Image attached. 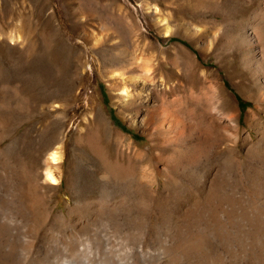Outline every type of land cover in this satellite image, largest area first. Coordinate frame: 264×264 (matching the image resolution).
I'll list each match as a JSON object with an SVG mask.
<instances>
[{"label":"rangeland","instance_id":"obj_1","mask_svg":"<svg viewBox=\"0 0 264 264\" xmlns=\"http://www.w3.org/2000/svg\"><path fill=\"white\" fill-rule=\"evenodd\" d=\"M263 59L264 0H0V264H264Z\"/></svg>","mask_w":264,"mask_h":264},{"label":"bare ground","instance_id":"obj_2","mask_svg":"<svg viewBox=\"0 0 264 264\" xmlns=\"http://www.w3.org/2000/svg\"><path fill=\"white\" fill-rule=\"evenodd\" d=\"M126 26V25H125ZM112 27H113V29H115L116 30V33H117V31L118 32H125V31H123L124 30V28H126V27H124L123 25H122V23L120 22V21H118V20H116V21H113L112 22ZM165 36H172V35H178V32L176 31V30H174L173 28H172V26H170L169 25V23L166 25V28H165ZM116 33H115V35H116ZM99 36V35H98ZM112 37H115L114 36V33H111V34H107V36H105L104 37V39L103 40H101V39H99V38H95L96 39V41H97V44H95V48L93 49L94 50V52L99 56V58L101 59V61H102V63L103 64H105V65H110V66H116V65H120V64H122V62H123V57L122 58H119V57H117L116 56V52H118V51H122L123 49H125V48H127L128 47V45H127V43H122V42H120V43H118L117 45H115V47H108L106 44H107V41L110 39V38H112ZM125 38V37H124ZM126 42V41H125ZM153 44V43H152ZM154 45V44H153ZM155 46V45H154ZM124 51V50H123ZM121 54V53H120ZM261 56H263V55H261ZM263 58V57H262ZM264 60V59H263ZM257 61V60H256ZM261 62V61H260ZM259 62V63H260ZM255 64V63H254ZM257 65V64H256ZM261 66V65H260ZM147 67V66H146ZM260 68V72H261V74H262V76H263V80L261 81V82H263V84H262V86H261V91H262V94H261V96L262 97H264V67H259ZM256 71V70H255ZM145 72H146V74H147V77H146V80L145 81H143L144 83H143V85L141 86L142 87V89H143V91H148V88H149V86H150V84H152V80H151V78H150V76H149V72H148V69H146L145 70ZM123 74V73H122ZM145 74V75H146ZM149 77V78H148ZM109 85V87H110V89L115 93V94H117V98H118V100L121 102L120 104H122L121 105V109L124 111V112H126V111H128L129 109H130V107H131V105L133 104V102H136L137 100H139V99H141V93H143V92H139L138 91V89H136L138 86H133L132 84L130 85H127L126 83L124 84L123 83V85H119L118 84V82H111V83H109L108 84ZM151 90L153 91L154 89H153V87L151 88ZM257 107V106H256ZM260 107V106H259ZM167 111V110H166ZM154 112V111H153ZM159 112V111H158ZM259 112V111H258ZM160 113V112H159ZM151 114H153V113H151ZM132 116V115H131ZM157 116V115H156ZM158 116H160V114L158 115ZM157 116V117H158ZM133 117V116H132ZM152 117L153 116H151V115H148L147 117H146V119H145V122H146V124H149L151 121H152ZM163 117V116H162ZM165 117V116H164ZM163 117V118H164ZM167 117V116H166ZM160 118V117H159ZM169 118V117H168ZM168 118H166V119H168ZM171 118H173V117H171ZM170 118V119H171ZM177 118V117H176ZM134 120H135V117H134ZM161 120V119H160ZM173 120H174V118H173ZM176 120V119H175ZM158 121V120H157ZM164 122V121H163ZM171 122V121H170ZM155 123V122H154ZM166 123V122H165ZM168 123V122H167ZM173 123V122H172ZM171 124V123H170ZM154 125V124H153ZM173 125V124H172ZM171 126V125H170ZM178 127V126H177ZM174 128V127H173ZM176 130V129H175ZM162 131V130H161ZM176 134V133H175ZM178 134V133H177ZM95 135H98V133L97 134H95ZM107 135V134H106ZM190 135V134H189ZM186 136H187V134H186ZM111 139H113V141L115 140V141H129V138L128 137H126V135H124L123 133H121V132H118V131H115V132H113V135H110L109 136ZM187 137H190V136H187ZM174 138V137H173ZM90 139L91 140H93V141H97V137L95 138V136H90ZM89 139V140H90ZM108 139V138H107ZM172 140V139H171ZM188 140V139H187ZM190 140V139H189ZM131 142V141H130ZM190 142V141H189ZM123 143V142H122ZM177 143V142H176ZM178 144V143H177ZM189 145V144H188ZM91 146L93 147V149H94V152H98V150H99V148L97 147V146H95V145H93L92 143H91ZM264 146V145H263ZM52 147H53V145H51V146H49V150L50 149H52ZM189 148V150H191V148H192V146H188ZM46 148H47V146H46ZM103 150V149H102ZM188 150V151H189ZM196 150V149H195ZM58 152L59 151H57V150H53L52 152H51V158H52V160L53 161H55L56 162V160H57V163L59 162L58 160L60 159V157H58ZM101 153V152H100ZM103 157V156H102ZM232 158V157H231ZM236 158V157H235ZM237 158H238V156H237ZM101 159V158H100ZM104 159V158H103ZM234 160V159H233ZM232 160V161H233ZM103 161V160H102ZM241 162V161H240ZM243 162V161H242ZM256 162H257V160H256ZM51 163V162H50ZM119 163V162H118ZM179 163V162H178ZM121 164V163H120ZM233 165H235L234 164V161H233V163H232ZM54 165H55V163H54ZM106 165V164H105ZM104 165V168L106 169L105 171L107 172V176H106V178H107V182H108V180L110 181V179H112V178H118L117 180H118V182L121 180V181H123V182H126V179H127V177L129 176V175H131L130 174V169L127 167V166H125V164L124 165H117V166H115L114 168H112V167H110L109 165H107V166H105ZM53 166V165H52ZM226 166H227V163H226ZM232 166V165H231ZM233 167H235V166H233ZM233 167H231V168H233ZM53 167H51V166H49L48 168H47V171H46V175H47V177L51 180V181H53V183H55V182H58L57 180L58 179H56L55 178V173H54V169H52ZM220 169V168H219ZM218 169V170H219ZM244 169V168H243ZM217 170V171H218ZM223 170V169H222ZM227 170H229V169H227ZM242 170V169H241ZM232 171V170H231ZM231 171H229V172H231ZM250 171V170H249ZM234 172L235 171H233V174H234ZM240 172V171H239ZM54 173V174H53ZM220 173H222V172H220ZM244 173V172H243ZM249 173V172H248ZM247 173V174H248ZM252 173V172H251ZM263 173V172H262ZM217 174V173H216ZM224 174H225V172H224ZM257 174H259L258 172H257ZM220 175V174H219ZM226 175H227V173H226ZM260 175H261V173H260ZM215 176V175H214ZM225 176V175H224ZM237 176V175H236ZM245 176V175H244ZM252 176H253V174H252ZM259 176V175H258ZM257 176V177H258ZM220 177H223V175H221ZM238 177V176H237ZM247 177H249V176H247ZM58 178V177H57ZM131 178V177H130ZM217 178V177H216ZM224 178V177H223ZM242 178H244V177H242ZM246 178V177H245ZM252 178V177H251ZM254 178V177H253ZM252 178V179H253ZM120 179V180H119ZM129 179V178H128ZM220 179V178H219ZM240 179V178H239ZM113 180V179H112ZM224 180V179H223ZM243 180V179H242ZM247 180V179H246ZM254 180V179H253ZM112 182V181H111ZM114 182H115V180H114ZM114 182H113V184H114ZM117 182V181H116ZM112 184V183H111ZM113 184H112V186H113ZM128 185V184H127ZM126 185V186H127ZM125 186V187H126ZM114 187V186H113ZM112 187V188H113ZM117 187V186H116ZM109 188H110V186H109ZM108 189V188H107ZM116 189V188H115ZM118 189V188H117ZM114 191V190H113ZM116 191V190H115ZM114 191V192H115ZM104 192V191H103ZM109 192V191H108ZM105 193V192H104ZM106 193H107V191H106ZM131 194V193H130ZM212 195V194H211ZM140 196V195H139ZM205 196V195H204ZM208 196V195H207ZM232 196V195H231ZM240 196V195H239ZM206 197V196H205ZM219 197V196H218ZM221 197V196H220ZM233 197H234V195H233ZM141 198V197H140ZM215 198V197H214ZM226 198V197H225ZM228 198V197H227ZM226 198V199H227ZM232 198V197H231ZM230 198V199H231ZM119 199V198H118ZM124 199H125V197H124ZM233 199V198H232ZM234 199H235V197H234ZM236 199H238V198H236ZM242 199V198H241ZM240 199V200H241ZM205 200V199H204ZM206 200H209L208 198L206 199ZM211 200H212V198H211ZM214 200V199H213ZM217 200V199H216ZM228 200V199H227ZM218 201V200H217ZM129 206V205H128ZM107 207H108V205H107ZM184 216V215H183ZM175 218V217H174Z\"/></svg>","mask_w":264,"mask_h":264}]
</instances>
